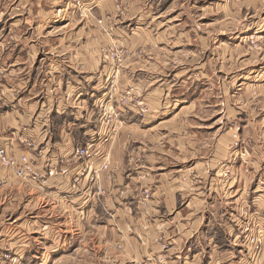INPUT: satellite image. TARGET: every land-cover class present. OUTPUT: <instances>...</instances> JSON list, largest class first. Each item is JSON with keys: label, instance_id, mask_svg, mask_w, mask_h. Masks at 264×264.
<instances>
[{"label": "crops", "instance_id": "crops-1", "mask_svg": "<svg viewBox=\"0 0 264 264\" xmlns=\"http://www.w3.org/2000/svg\"><path fill=\"white\" fill-rule=\"evenodd\" d=\"M112 3L0 0V146L15 158L36 159V148L19 138L28 126L44 149L34 168H68L39 187L0 165V202L22 208L3 227L16 236L14 250L31 242L41 249L32 254L42 264H152L161 255L166 264H264V179L216 175L219 165L227 166L228 132L199 145L206 126L195 124L198 99H168L185 69L174 61L180 49L166 48L154 28L159 0H126L127 13L114 27L113 42L128 51L117 85L150 107L142 112L118 103L111 124L101 120L103 88L118 68L102 56L105 40L94 19L82 20L77 9L100 15ZM249 72L238 76L251 80ZM110 81L117 87L114 77ZM90 143L93 166L107 154L117 171L111 177L100 171L92 187L85 176L72 189L73 166L79 165L71 159L73 147ZM143 189L150 193L145 207L137 201ZM4 232L0 247L6 246ZM254 236L259 251L248 240Z\"/></svg>", "mask_w": 264, "mask_h": 264}, {"label": "rangeland", "instance_id": "rangeland-1", "mask_svg": "<svg viewBox=\"0 0 264 264\" xmlns=\"http://www.w3.org/2000/svg\"><path fill=\"white\" fill-rule=\"evenodd\" d=\"M81 1L74 0V3L77 5ZM68 6L72 7V4ZM77 10L82 20L89 19L91 23L94 19L105 40L101 48L102 56L107 62L115 63L118 68L103 88V101L116 99L112 106L114 111H118L115 107L118 103L124 104L120 99L125 98L127 90L117 85L118 73L123 65L121 62L128 58V51L126 47L113 42L114 27L117 19L125 17L127 13L126 0H113L111 10L100 15H94L91 9L81 5ZM157 14L153 22L155 30L165 39L166 48L170 46L180 49V54H175L174 61L176 64L179 60L180 69H185L184 72L180 71V78L176 79L178 76H175L176 82L172 86V92L168 93V99L176 95H190L198 99L196 112L200 118L195 119V124L198 127L206 126L204 130L202 128V135L198 133L199 145H211L221 133L229 134L224 143L227 145V156L223 162L227 166L219 163L214 170L216 175L237 177L250 173L264 179V0H159ZM100 19L102 23L98 22ZM115 53L118 55L116 58ZM177 70L179 65L173 69L172 74ZM247 72L252 75L251 80L239 78L240 73ZM113 77L117 87L113 95H109L110 80ZM181 79L183 82L178 85ZM132 94L133 102L125 105L132 106L133 110L145 107L148 111L150 106L140 103V95L134 92ZM102 105L97 107L100 113L104 112ZM101 120L106 122L102 114ZM111 122L112 120L106 123ZM24 127L30 129L28 126ZM111 129L114 130L113 125ZM242 160L243 167H239ZM21 211V206L17 207L7 201L0 202V237L3 231L7 236L6 246L0 247V255L13 254L16 249V236H13L12 229L4 230L3 227L12 225L9 222L13 217L19 216ZM27 215L24 211L21 217L25 218ZM248 240L253 244L254 250L261 249L258 236ZM26 243L21 244L24 250L20 254H23L24 260L18 264H42L38 262V256L36 258L32 254L41 251L39 246ZM2 259L0 258V264H16L1 261Z\"/></svg>", "mask_w": 264, "mask_h": 264}, {"label": "built area", "instance_id": "built-area-1", "mask_svg": "<svg viewBox=\"0 0 264 264\" xmlns=\"http://www.w3.org/2000/svg\"><path fill=\"white\" fill-rule=\"evenodd\" d=\"M102 23V19L98 21ZM115 58L118 56L117 53L114 54ZM111 83V94L113 95V91L115 90L114 84ZM109 92V93H110ZM126 96L124 99H120L125 105L133 102V94L130 90H126ZM108 95V96H109ZM112 99H106L103 101L102 108H104V112L102 113L103 119L109 123L112 118V114H115L114 107L111 103ZM135 102V101H134ZM136 103V102H135ZM141 111H146V108H141ZM29 130L26 127L21 128V134L19 136L20 141L23 142L29 148H36L35 158L31 159L28 154H21L19 158H15L8 154L7 150L4 147L0 146V165L10 168L13 170L15 176L23 181L35 183L39 187H43L47 182L50 176H54L56 174H66L68 168H62L56 170L55 168H48L46 172H39L34 168V161L40 159L44 155V149L39 147L36 140L30 137ZM110 138L109 134L103 136L102 140L107 141ZM96 147L93 143L83 146H74L72 152V160L77 161L79 164L77 167L73 166L74 172L71 174V178L73 179L72 189L77 187L75 184L80 178L87 177L86 183L89 187H92L96 184L100 171H107L108 176L111 177L112 174L116 173L117 169L115 167L110 166V159L107 154L104 155L102 161L99 163L98 167H94L92 161L96 157ZM90 189V188H89ZM97 193H103V190L97 187ZM150 193L148 189H143L142 194L138 198L139 205L145 207L147 200L149 199ZM162 247L166 249V245L163 244ZM0 258H3L1 261H8L10 263H20L24 260L23 254H20L19 251L13 250V254L3 253L0 255ZM152 264H166V255H162L156 258Z\"/></svg>", "mask_w": 264, "mask_h": 264}]
</instances>
